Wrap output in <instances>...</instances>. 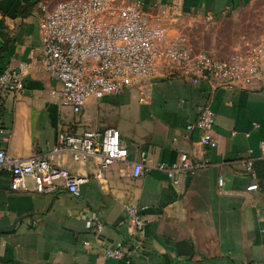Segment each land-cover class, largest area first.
<instances>
[{
	"label": "crops",
	"instance_id": "1",
	"mask_svg": "<svg viewBox=\"0 0 264 264\" xmlns=\"http://www.w3.org/2000/svg\"><path fill=\"white\" fill-rule=\"evenodd\" d=\"M66 1L0 0V72L20 64L32 67L23 78V92H0V149L14 159H48L60 130L113 127L130 162L144 151L171 164L180 151H188L208 166L177 186L161 171L133 179L128 167L113 163L98 181L99 155L78 162L69 152L54 155L48 160L52 166L86 179L79 198L61 183L52 193H36L31 179L27 191H12L11 174L0 169V264H264V185L245 191L252 182L245 172L248 162L256 179H264L259 148L264 141V62L260 79L247 90L214 88L163 72L145 89L88 101L75 115L50 94L58 83L37 69L40 6L51 10ZM138 1L146 8L178 3L186 17L206 19L208 13L215 17L250 0ZM170 36L177 38L175 30ZM203 105L214 114V149L199 146L197 131L184 137ZM125 206L140 209L145 220L138 250L129 226L119 224ZM88 215L102 222L103 244L123 250V258L103 256L95 233L85 226Z\"/></svg>",
	"mask_w": 264,
	"mask_h": 264
},
{
	"label": "built area",
	"instance_id": "2",
	"mask_svg": "<svg viewBox=\"0 0 264 264\" xmlns=\"http://www.w3.org/2000/svg\"><path fill=\"white\" fill-rule=\"evenodd\" d=\"M40 12L37 69L58 83L59 88L50 94L75 115L88 101L118 96L134 88L145 89L151 79L163 72L173 71L193 83L206 81L214 88L229 90H247L261 77L262 46L250 49L244 56L223 59L206 52H193L183 38H172L173 23L185 16L178 3L154 4L146 8L138 0H68L51 10L42 5ZM205 17L210 20L214 15L208 13ZM31 68L29 64H20L2 70L0 92H23V78ZM213 127L212 110L207 105L200 106L194 121L186 125L184 137L197 131L199 146L214 149L217 139ZM259 148L264 157V141L259 143ZM62 152H69L77 162L99 155V168L94 174L98 181L105 178L113 163L128 167L133 179L153 170L161 171L177 186L183 178H192L199 169L208 166L207 160H198V155L188 151H180L177 160L171 164L157 162L144 151L140 152L138 160L130 162L119 131L109 127L102 131L86 129L80 133L60 130L48 159L38 156L14 159L0 149V169L11 174L12 191H27V179H31L36 193H52L61 183L69 194L79 198L80 185L86 179L56 168L48 161ZM245 172L252 180L245 191H258L259 183L264 185V179H256L251 162L245 165ZM218 183L222 185V178ZM125 214L119 224L129 226L134 248L138 250V237L145 220L141 210L134 206H125ZM85 226L95 233L105 258L124 257L123 250L104 245L100 240L103 225L95 216L88 215ZM84 245L87 247L89 243L84 242Z\"/></svg>",
	"mask_w": 264,
	"mask_h": 264
},
{
	"label": "rangeland",
	"instance_id": "3",
	"mask_svg": "<svg viewBox=\"0 0 264 264\" xmlns=\"http://www.w3.org/2000/svg\"><path fill=\"white\" fill-rule=\"evenodd\" d=\"M172 30L193 52L223 59L244 56L254 47L264 48V0H250L210 20L184 16L173 23Z\"/></svg>",
	"mask_w": 264,
	"mask_h": 264
}]
</instances>
